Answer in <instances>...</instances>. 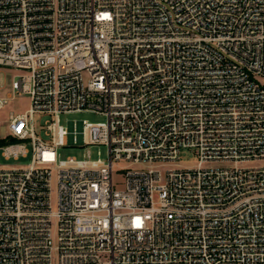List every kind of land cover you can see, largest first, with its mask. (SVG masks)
<instances>
[{
    "label": "built area",
    "instance_id": "built-area-1",
    "mask_svg": "<svg viewBox=\"0 0 264 264\" xmlns=\"http://www.w3.org/2000/svg\"><path fill=\"white\" fill-rule=\"evenodd\" d=\"M0 67V264H264V0H0Z\"/></svg>",
    "mask_w": 264,
    "mask_h": 264
},
{
    "label": "rangeland",
    "instance_id": "rangeland-1",
    "mask_svg": "<svg viewBox=\"0 0 264 264\" xmlns=\"http://www.w3.org/2000/svg\"><path fill=\"white\" fill-rule=\"evenodd\" d=\"M22 71L3 68L0 67V86L3 89V95L8 100L7 104L0 111V140H2L8 133V124L10 122L9 116L20 115L27 112L31 107V100L29 95L20 94L17 95L12 90L13 81H18L19 76L23 75ZM86 79V74H84ZM12 97V99H10ZM49 117L42 115H35L34 124L37 130V133H41L44 138V133L41 131V127L45 125V122L49 120ZM87 120L90 123L105 122L106 118L101 115H95L91 113H74V114H63L60 116V123L62 126L67 127L69 121H83ZM45 139V138H44ZM1 144V143H0ZM30 154L27 158L20 157L19 160H5L0 155V167L5 168H27L32 161V151L29 146ZM88 151L91 153L92 160L102 159L107 161V148L106 147H89L86 149H76V148H66L59 151L61 159L66 160L69 157H76L77 159L87 158ZM100 153V154H99ZM198 164V159L196 158L195 151L185 150L182 153L181 160L174 164L169 165L167 168L172 169H186L196 167ZM261 166H264V163H258ZM257 165V164H256ZM251 165V166H256ZM127 165L121 163L115 166L114 170V183H120L122 180V173H120L123 167ZM139 166H134L133 169H137ZM55 187V184H54Z\"/></svg>",
    "mask_w": 264,
    "mask_h": 264
}]
</instances>
